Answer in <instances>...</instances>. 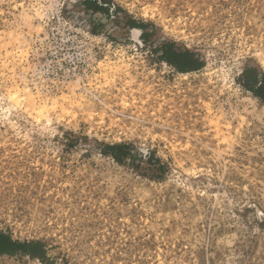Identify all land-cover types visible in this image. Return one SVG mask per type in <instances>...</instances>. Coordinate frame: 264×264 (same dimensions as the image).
Instances as JSON below:
<instances>
[{"label": "rangeland", "instance_id": "rangeland-1", "mask_svg": "<svg viewBox=\"0 0 264 264\" xmlns=\"http://www.w3.org/2000/svg\"><path fill=\"white\" fill-rule=\"evenodd\" d=\"M263 74L264 0H0V229L47 264H264Z\"/></svg>", "mask_w": 264, "mask_h": 264}, {"label": "trees", "instance_id": "trees-1", "mask_svg": "<svg viewBox=\"0 0 264 264\" xmlns=\"http://www.w3.org/2000/svg\"><path fill=\"white\" fill-rule=\"evenodd\" d=\"M133 27L142 28L143 25L140 23H130ZM159 60L165 62L166 64L172 66L178 72H191L200 69L203 65L201 59L196 57L194 53L189 50L179 51L174 49L171 45H163L159 48ZM260 86H264V74L260 81ZM252 90V89H251ZM255 96L263 99V95L258 91L252 90ZM113 148L120 155L123 154L122 146L123 144L117 143L108 145ZM44 243L40 240H20L12 237L11 233L3 231L0 229V256H14L23 255L28 256L31 259H37L40 262L46 263V253H45Z\"/></svg>", "mask_w": 264, "mask_h": 264}]
</instances>
